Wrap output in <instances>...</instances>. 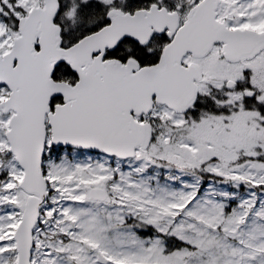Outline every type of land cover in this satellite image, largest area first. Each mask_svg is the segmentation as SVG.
Here are the masks:
<instances>
[{
    "label": "snow or ice",
    "instance_id": "obj_1",
    "mask_svg": "<svg viewBox=\"0 0 264 264\" xmlns=\"http://www.w3.org/2000/svg\"><path fill=\"white\" fill-rule=\"evenodd\" d=\"M0 264H264V0H0Z\"/></svg>",
    "mask_w": 264,
    "mask_h": 264
}]
</instances>
